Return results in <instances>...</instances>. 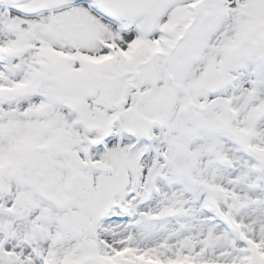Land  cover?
I'll return each mask as SVG.
<instances>
[{
    "label": "snow or ice",
    "instance_id": "snow-or-ice-1",
    "mask_svg": "<svg viewBox=\"0 0 264 264\" xmlns=\"http://www.w3.org/2000/svg\"><path fill=\"white\" fill-rule=\"evenodd\" d=\"M0 264H264V0H0Z\"/></svg>",
    "mask_w": 264,
    "mask_h": 264
}]
</instances>
